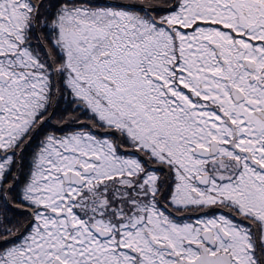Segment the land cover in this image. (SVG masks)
I'll return each instance as SVG.
<instances>
[{
    "label": "snow or ice",
    "instance_id": "obj_1",
    "mask_svg": "<svg viewBox=\"0 0 264 264\" xmlns=\"http://www.w3.org/2000/svg\"><path fill=\"white\" fill-rule=\"evenodd\" d=\"M0 264H264V0H0Z\"/></svg>",
    "mask_w": 264,
    "mask_h": 264
}]
</instances>
